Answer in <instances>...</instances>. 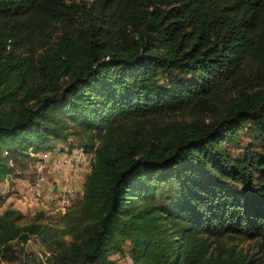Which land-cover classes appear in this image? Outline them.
I'll return each instance as SVG.
<instances>
[{
	"label": "trees",
	"instance_id": "1",
	"mask_svg": "<svg viewBox=\"0 0 264 264\" xmlns=\"http://www.w3.org/2000/svg\"><path fill=\"white\" fill-rule=\"evenodd\" d=\"M73 134L83 191L0 194V261L264 264V0H0V182Z\"/></svg>",
	"mask_w": 264,
	"mask_h": 264
},
{
	"label": "rangeland",
	"instance_id": "2",
	"mask_svg": "<svg viewBox=\"0 0 264 264\" xmlns=\"http://www.w3.org/2000/svg\"><path fill=\"white\" fill-rule=\"evenodd\" d=\"M50 143L53 145V149L34 151L38 153L48 151L49 158L43 161L44 166L40 170H38L40 161L34 163L36 159L31 154L32 149L29 150V154H17L13 159L14 171L0 182V194L4 197L1 211L9 207L23 209V205L17 204V200L21 199L25 208L31 205L24 211L27 215L44 211L46 215L55 216L64 212L61 209V198L69 186L70 188L74 187L75 190L77 187L78 190L81 188V184L90 171L93 153H82L80 150L82 148L81 139L74 134L68 140L53 139ZM9 147L14 148L15 144H11ZM4 153L6 154L7 151ZM66 157V162H56L58 158L64 159ZM230 243L231 241H229ZM234 243L237 249L245 253L256 255L262 253L260 244L255 239H237ZM42 246L39 238H31L26 248L28 252L45 259ZM116 258L118 263H127L125 256ZM16 263L0 261V264Z\"/></svg>",
	"mask_w": 264,
	"mask_h": 264
},
{
	"label": "built area",
	"instance_id": "3",
	"mask_svg": "<svg viewBox=\"0 0 264 264\" xmlns=\"http://www.w3.org/2000/svg\"><path fill=\"white\" fill-rule=\"evenodd\" d=\"M80 150H82V153L83 152H85L84 151V148L82 147V148H80ZM79 152V151H78ZM38 154V155H35V154ZM42 153V154H41ZM41 153H38V152H34V150L31 152V154L33 155V156H35V161H34V163L35 162H38V161H40V166H39V169L38 170H40L44 165V160H47L49 157H48V151H43V152H41ZM81 154V153H80ZM67 161V157L66 158H64V159H61V158H58L57 159V161L56 162H58V163H60V162H66ZM74 192H77V190H75V188L73 187V188H70V186L66 189V191H65V195L64 196H62V198H61V209L63 210V211H65L66 209H67V206H69L70 204H71V199H70V196H69V194H71V193H74ZM60 210V209H59Z\"/></svg>",
	"mask_w": 264,
	"mask_h": 264
},
{
	"label": "crops",
	"instance_id": "4",
	"mask_svg": "<svg viewBox=\"0 0 264 264\" xmlns=\"http://www.w3.org/2000/svg\"><path fill=\"white\" fill-rule=\"evenodd\" d=\"M85 181H86V178L84 179V182L81 184V188H79L80 191L78 190V187H77V192H82V191H83V188H84V185H85ZM19 198H20V197H19ZM17 204H18V205H20V204L23 205V206H22V208H23L22 210H23V211H25V209H27V208H30L29 206H31V205H29V206H27V207L25 208V206H24V202H23L21 199H18V200H17ZM21 205H20V206H21ZM32 208H33V207H32Z\"/></svg>",
	"mask_w": 264,
	"mask_h": 264
}]
</instances>
